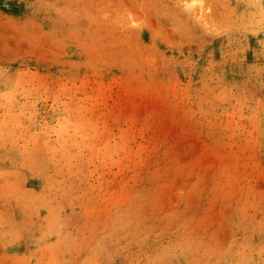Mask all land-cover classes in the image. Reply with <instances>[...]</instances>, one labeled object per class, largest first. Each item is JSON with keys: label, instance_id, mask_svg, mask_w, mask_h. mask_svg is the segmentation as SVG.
<instances>
[{"label": "rangeland", "instance_id": "rangeland-1", "mask_svg": "<svg viewBox=\"0 0 264 264\" xmlns=\"http://www.w3.org/2000/svg\"><path fill=\"white\" fill-rule=\"evenodd\" d=\"M0 264H264V0H0Z\"/></svg>", "mask_w": 264, "mask_h": 264}]
</instances>
